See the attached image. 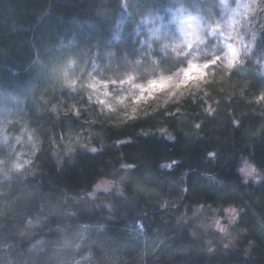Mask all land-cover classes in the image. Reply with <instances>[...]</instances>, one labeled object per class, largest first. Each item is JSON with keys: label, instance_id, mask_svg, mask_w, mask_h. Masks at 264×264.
I'll return each instance as SVG.
<instances>
[{"label": "clouds", "instance_id": "clouds-1", "mask_svg": "<svg viewBox=\"0 0 264 264\" xmlns=\"http://www.w3.org/2000/svg\"><path fill=\"white\" fill-rule=\"evenodd\" d=\"M33 26L0 74V264L258 259L264 0H49Z\"/></svg>", "mask_w": 264, "mask_h": 264}, {"label": "trees", "instance_id": "trees-1", "mask_svg": "<svg viewBox=\"0 0 264 264\" xmlns=\"http://www.w3.org/2000/svg\"><path fill=\"white\" fill-rule=\"evenodd\" d=\"M48 2L49 0H0V74L7 72V69L3 67L4 65L16 67V64L22 63L27 58L26 37L33 31H38L33 26L34 16ZM50 2L54 9L67 12L71 10L75 0H68L67 3L65 0H50ZM22 29H27V31H14ZM149 146L156 157L168 153L167 146L155 144ZM226 150L232 151L230 147ZM183 155L186 156L189 164L202 166L203 162L200 159L201 152L199 150L183 153ZM136 156L138 159L143 158L139 153ZM257 156L258 158L261 157L259 145H257ZM261 162L264 163V159H261ZM220 170L224 171L223 168ZM256 255L258 259L247 261L243 259L240 252H235L232 253L231 260L233 264H264V243L260 244Z\"/></svg>", "mask_w": 264, "mask_h": 264}]
</instances>
